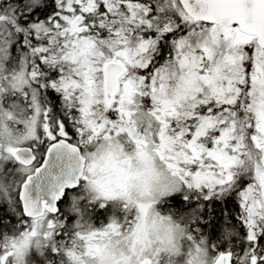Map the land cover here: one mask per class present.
<instances>
[{
    "label": "snow or ice",
    "instance_id": "snow-or-ice-1",
    "mask_svg": "<svg viewBox=\"0 0 264 264\" xmlns=\"http://www.w3.org/2000/svg\"><path fill=\"white\" fill-rule=\"evenodd\" d=\"M0 264H264V0H0Z\"/></svg>",
    "mask_w": 264,
    "mask_h": 264
}]
</instances>
